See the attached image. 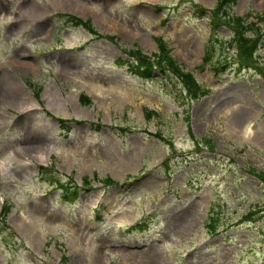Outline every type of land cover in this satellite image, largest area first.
<instances>
[{
	"label": "rangeland",
	"instance_id": "1",
	"mask_svg": "<svg viewBox=\"0 0 264 264\" xmlns=\"http://www.w3.org/2000/svg\"><path fill=\"white\" fill-rule=\"evenodd\" d=\"M260 16L264 0H0V264H264Z\"/></svg>",
	"mask_w": 264,
	"mask_h": 264
},
{
	"label": "trees",
	"instance_id": "2",
	"mask_svg": "<svg viewBox=\"0 0 264 264\" xmlns=\"http://www.w3.org/2000/svg\"><path fill=\"white\" fill-rule=\"evenodd\" d=\"M261 21H264V16H260L259 18ZM257 19V20H259ZM241 21V20H240ZM157 50L159 52V55H158V58L160 57L161 59V62L163 63V65L161 67H159L158 69L161 71V75H164V72L167 70V71H171V73H177L179 76L181 75L180 74V68H177V66L175 65L174 63V60L172 58H170L168 55H167V51H166V48H165V45L164 43L161 41V40H157ZM132 54V53H131ZM204 62H208V60L204 59ZM138 69L139 68H134V72L136 74V76H140V77H148L149 76V71H144L143 69H141V72H138ZM182 76L184 77V81H186V85L188 87V90L190 92H197L198 90V86L197 84L195 83V81L192 79V77L189 75V74H182ZM78 101L80 104L84 105L86 104L89 100L88 98H84L83 96H78ZM44 171L42 170L41 173H43ZM72 198H74V196H72ZM71 198V199H72ZM5 217V213H2L0 214V219L3 220Z\"/></svg>",
	"mask_w": 264,
	"mask_h": 264
}]
</instances>
